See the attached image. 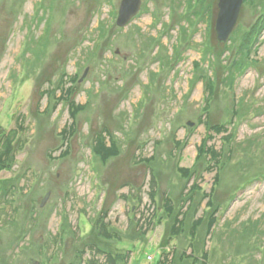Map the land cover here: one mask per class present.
<instances>
[{"label": "rangeland", "instance_id": "374dc122", "mask_svg": "<svg viewBox=\"0 0 264 264\" xmlns=\"http://www.w3.org/2000/svg\"><path fill=\"white\" fill-rule=\"evenodd\" d=\"M122 1L0 0V124L17 133L0 169V264H108L99 249L120 264H264V31L255 62L228 79L264 0L244 2L226 42L219 0H142L119 28ZM73 77L68 102L86 109L61 157L72 119L58 86ZM104 130L120 151L107 162L93 153ZM204 142L222 153L212 172Z\"/></svg>", "mask_w": 264, "mask_h": 264}, {"label": "trees", "instance_id": "16d2710c", "mask_svg": "<svg viewBox=\"0 0 264 264\" xmlns=\"http://www.w3.org/2000/svg\"><path fill=\"white\" fill-rule=\"evenodd\" d=\"M246 1L247 0H245V2ZM263 31H264V14L257 20L255 25L251 27V29L245 34V37L242 39L241 44L239 45L238 51L235 55V58L232 59L233 62L231 63L230 68H229V72H228L229 78L228 79L230 81L234 82V80L239 78V76L242 75L251 66L250 65L251 62H255L254 61V55L257 54L258 49L261 46V39L260 38L263 35V33H262ZM151 46L152 45L150 43L147 50H149L151 48ZM231 50H232V48H229V51H231ZM198 67H199V65L197 64L196 68H198ZM64 77H65V75L63 76V80H64ZM201 78H203V79L205 78V81H206V77L202 76ZM63 80H61L58 87L59 88L62 87V91H64V92L66 91L65 96H64V100L68 102L69 99L74 94L73 89L76 87V84L79 81L76 77H73L72 79L70 78L68 80V82L71 83V86H70V89L67 90V89H65L67 82H65ZM215 89H216L215 82L214 81H212V82L208 81L207 89H206V91L208 92V93L206 92L207 96H208L207 97V109L211 103V99H212L213 95L215 94ZM46 93L48 95L49 94L52 95L53 93L56 94L57 92H56V90H54V92L52 90L51 91L48 90ZM68 107H69V111H70V115H71V119H72V124L70 126H67L61 132V136L64 140L63 142H65V144H67V146L65 145L66 150L63 151L61 157H67L69 155V149H70L69 148V141L76 134L77 115L86 109V105H84V106L79 105L75 101H72V100H71V102H68ZM231 123H232V121H229L227 123H219L216 126L210 125L209 129L218 133V134H221V133L227 131L226 130L227 125H231ZM107 134H108L107 130H104L102 133H99L96 135V137H95L96 138V144H95L94 149H93V153L95 154V156L101 158L104 162L109 161L111 158H116L120 154L117 142L115 141V138L110 134H108L109 135L108 137L110 140V144H109L110 146L107 145V142H106V140H107L106 135ZM16 135H17L16 131H12L10 133L5 134V131L0 124V140H1V142L2 141L5 142L4 150L0 151V169H1V166L4 164V161L8 158H11L10 156H11L12 151H13V143H14ZM230 136H232V134ZM230 136H228V137H230ZM228 137L226 138V141L230 140V138H228ZM199 153H200L199 154V160L205 159L207 157L208 159H210V161L215 162V164L210 166V168H209L211 172L219 168V164H220V161L222 159V153L221 152L216 151L212 147L208 148L207 144L204 142V144L201 145V147L199 149ZM225 166L226 165L224 164L222 166V170H220L221 172L219 171V173L215 177V184L216 185L220 184V175H221L223 169H225ZM182 171L184 172L185 175L187 174L188 176H189V173H191V172H189L188 169H185V170L183 169ZM155 186H156V184L154 182L152 187H151L152 188L151 197H153V200H154V195H155V191H156ZM197 187L199 188V185H197L196 188ZM209 207L210 208L213 207L212 202L209 203ZM166 208H167L168 212L171 214V211L173 209H172V206L170 204L169 198L167 199ZM175 220H177V221H175L176 225L184 221V220L179 221L178 218H176ZM203 222H204V217L200 218V220H198V222H196L197 227L200 226ZM215 224H216V219L214 217L209 221V224L207 227L208 230L211 231L213 229V227L215 226ZM106 225H107L106 223L98 221L94 225V228L96 230H98L100 232L99 235L104 237L105 239L111 240V239L116 238V237L119 238V236L117 234H112L111 232H109L107 230ZM176 225L173 227V231L175 229V232L171 233V234H173V236L177 235L178 232L176 230H179L178 226H176ZM197 227H194V228L196 229ZM100 252L107 256L108 264H120L123 260H125V257L123 258L120 255L115 256L110 251H103V250L99 249L98 253H100ZM129 253H131V252L129 251ZM203 259H204V264H207L206 255H204ZM166 262H167L166 259H164V261L161 262V264H166Z\"/></svg>", "mask_w": 264, "mask_h": 264}, {"label": "water", "instance_id": "95a60500", "mask_svg": "<svg viewBox=\"0 0 264 264\" xmlns=\"http://www.w3.org/2000/svg\"><path fill=\"white\" fill-rule=\"evenodd\" d=\"M244 2L245 0H219L216 32L220 42L228 40L237 24ZM142 4V0H123L117 18V26L119 28H126L140 13Z\"/></svg>", "mask_w": 264, "mask_h": 264}]
</instances>
